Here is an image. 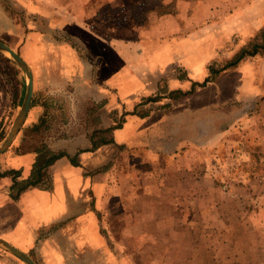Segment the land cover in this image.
<instances>
[{
    "label": "rangeland",
    "instance_id": "374dc122",
    "mask_svg": "<svg viewBox=\"0 0 264 264\" xmlns=\"http://www.w3.org/2000/svg\"><path fill=\"white\" fill-rule=\"evenodd\" d=\"M14 4L0 0V41L7 46L2 34L9 26L19 27L16 41L25 40L28 30H45L47 40L55 42L72 37L43 29L42 22L38 29L26 28L30 14ZM124 4L114 11H122L126 21L148 26L149 14L174 12L177 1L168 8L163 0ZM217 4L210 16L217 21L215 29L208 27L205 33L217 43L205 44V50L217 51L200 80L205 86L212 82L210 67L221 69L264 29V0ZM90 10L97 11L94 6ZM107 16L110 26L122 20L111 8ZM23 44L13 50L27 57ZM63 45L54 44V49ZM41 59H24L33 73L32 103L12 145L0 155V168L12 161L16 170L26 155L35 160L37 149L75 151L77 159L84 152L100 151L89 159L88 171L109 176L106 187L93 197L95 201L100 194L102 202L92 205L102 217L103 246L70 244L66 241L74 237L72 232L58 235L60 251L71 249L59 253L62 264H264V66L262 77L254 63L262 58L246 61L248 68L257 69L254 76L232 73L240 66L228 69L220 74V87L192 96L186 95L190 88L177 86L187 74L182 64L157 68L146 76L147 90L141 96L115 107L111 92L87 88L89 93H80L83 84L52 74L51 69L68 71L67 66L54 57ZM26 87L24 71L0 53V146L14 127ZM133 115L140 117L133 120ZM126 126L128 133L120 137L116 130ZM47 233L41 236L48 238ZM31 254L38 264H47L36 252Z\"/></svg>",
    "mask_w": 264,
    "mask_h": 264
},
{
    "label": "crops",
    "instance_id": "0c3cea01",
    "mask_svg": "<svg viewBox=\"0 0 264 264\" xmlns=\"http://www.w3.org/2000/svg\"><path fill=\"white\" fill-rule=\"evenodd\" d=\"M176 1L174 12L165 11L160 16L149 14L148 26H142L141 23L132 22L130 19L126 21L122 11H114L124 6L126 0H12L20 10H26L31 16L35 15L32 18L28 16L26 28L38 29L42 22V27L46 25L43 29L65 31L72 37L68 38L67 42H55L50 38L47 40L45 30H28L24 32L25 40L16 41L13 38L18 36L16 29L19 27L14 28V31L11 26L1 34L7 36L3 40L11 49L24 43L22 52L27 57L23 54L20 56L29 63L34 58L40 62L42 57L60 60L62 66L68 67V71L50 68L52 74L71 77L74 82L83 84L84 89L80 93H89L87 88H96L103 93L111 92L110 104L115 107L119 102H132L134 98L141 96L147 90L148 74L155 72L157 68H166L175 63H180L187 69L189 80L178 81L180 85L177 86L181 89L191 90L193 83H203L200 80L207 76V65L217 52L212 48L205 50V44L209 45L210 41V44L217 45L214 35L206 38L205 33L208 27L215 29L214 24L217 21L210 19L213 14L211 9L223 0ZM163 2L164 7L168 8L172 0ZM91 6L97 11H91ZM110 8L115 17H122L116 27L110 26L108 22L107 14ZM204 15L208 17L206 22ZM231 16L230 14L229 19ZM35 18L36 23L29 25V20L34 21ZM126 18L128 19V16ZM20 27L25 30L22 24ZM61 43L65 45L59 47L58 51L54 49V44L59 46ZM263 59H260L262 62L254 61L259 65L262 77ZM249 65L246 62L232 73L238 72L245 76L250 73L248 77H252L257 69H250ZM245 67L246 70L243 71ZM220 76L219 74L217 77H211V84L196 86L193 95L211 86L220 87ZM183 84L186 85L183 87ZM133 116V120L140 117ZM121 129L116 130L120 137L125 132L128 133L127 126ZM98 152L100 151L82 153L79 156L80 166L73 165L67 157L59 159L48 170L49 185L29 188L18 200L12 199L11 196L12 178H1L0 239L27 253L33 260L35 257L33 258L31 253L36 252L37 257L46 260L47 264L54 263L56 259L58 264H62L59 253L64 255L71 252L69 247L68 251H60V244H57L56 239L58 235L72 232L74 237H69L72 239L66 242L101 248L105 241L100 225L102 217L100 212L93 211L92 205L102 202L100 194L95 201L93 197L98 189L106 187L109 176L107 172L92 174L88 171L92 164L89 159ZM67 154L73 157L76 153L69 150ZM33 163L34 157L31 154L23 157V163L16 169L21 171L20 180L30 177ZM12 164V161H6L1 165L0 171L13 170ZM57 224L58 232L51 236L54 231L52 228ZM44 231L49 235L48 238L42 239L41 233ZM0 264L25 263L0 248Z\"/></svg>",
    "mask_w": 264,
    "mask_h": 264
},
{
    "label": "trees",
    "instance_id": "16d2710c",
    "mask_svg": "<svg viewBox=\"0 0 264 264\" xmlns=\"http://www.w3.org/2000/svg\"><path fill=\"white\" fill-rule=\"evenodd\" d=\"M262 57H264V29L260 30L259 33L255 37H253L245 46H243L242 49L230 61L222 66L221 69L215 68L214 66L210 67V77H217L225 70L237 68L249 59L251 60ZM181 78L183 80H189L187 74L183 75V77ZM204 84L205 82L193 83L191 90L186 93V95L193 94L196 86H203ZM42 123L44 124L45 121H42ZM34 152L36 153V159L34 160L31 175L28 179L20 180L21 171H0V179L4 177H11L13 180V186L11 187V196L14 200H18L21 194L29 188L48 186L50 183L48 170L59 159L67 157L70 159L73 165L80 166L79 159L75 157H69L66 153L55 154L50 152V150L47 148L37 149ZM44 238L45 237H42V239Z\"/></svg>",
    "mask_w": 264,
    "mask_h": 264
},
{
    "label": "water",
    "instance_id": "95a60500",
    "mask_svg": "<svg viewBox=\"0 0 264 264\" xmlns=\"http://www.w3.org/2000/svg\"><path fill=\"white\" fill-rule=\"evenodd\" d=\"M0 53H3L6 56H8L20 69L24 71L27 77L26 95L24 97L21 110L18 114L13 129L11 130L5 142L0 146V155H1L12 145L19 130L23 127L24 123L28 118V114L30 111L32 98H33V92H34V80H33V73L29 64L18 53H16L13 49H11L9 46H7L1 41H0ZM0 248L11 253L25 264H37L27 253H24L23 251L15 248L14 246L10 245L9 243L1 239H0Z\"/></svg>",
    "mask_w": 264,
    "mask_h": 264
}]
</instances>
